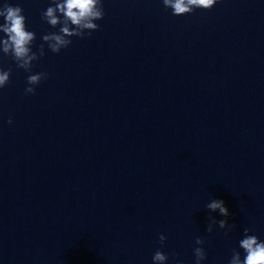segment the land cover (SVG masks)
Listing matches in <instances>:
<instances>
[{
	"label": "water",
	"instance_id": "95a60500",
	"mask_svg": "<svg viewBox=\"0 0 264 264\" xmlns=\"http://www.w3.org/2000/svg\"><path fill=\"white\" fill-rule=\"evenodd\" d=\"M5 2L38 54L60 27L41 19L51 0ZM102 3L98 30L59 53L44 43L30 72L0 51V264H153L157 249L195 264L196 247L200 264L243 259L245 228L264 241V0L180 16ZM211 217L235 226L209 233Z\"/></svg>",
	"mask_w": 264,
	"mask_h": 264
},
{
	"label": "clouds",
	"instance_id": "9594fccd",
	"mask_svg": "<svg viewBox=\"0 0 264 264\" xmlns=\"http://www.w3.org/2000/svg\"><path fill=\"white\" fill-rule=\"evenodd\" d=\"M217 2L218 0H162L163 6L171 9V14L174 16L191 14L196 9L209 10ZM103 17L102 0H51L50 6L41 13V19L52 28L60 25L59 31L45 34L41 39L52 53H59L61 49L67 48L72 43L71 37L83 38L98 30L99 25L95 21L101 20ZM0 18H3V23H0V33L6 37L0 38V51L6 56L11 55L17 68L30 72L32 62L45 55L44 43L39 46L38 54L32 51L31 45L36 39V35L33 31L26 29V18L20 6H12L5 2L0 5ZM10 73V69H0V88L9 83ZM47 75L45 72L29 75L25 94H34L35 86L42 79H46ZM7 122L12 123L11 116ZM206 208L211 212L218 211L224 217L229 215L224 202L219 199H212ZM213 224H217L221 229L226 227L231 229L235 226L228 224L226 219L217 221L211 217L206 228L207 232H212ZM248 233L249 229L245 228L244 238L239 241V248L245 254L243 259H241L239 251L233 250L229 264H264V241ZM165 239L164 235H160L159 243L163 244ZM195 243L202 245L204 241L197 237ZM193 252L195 264H200L202 260L206 259L202 247L194 248ZM167 259L168 256L159 249L152 256L153 264H165Z\"/></svg>",
	"mask_w": 264,
	"mask_h": 264
}]
</instances>
